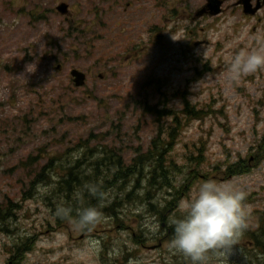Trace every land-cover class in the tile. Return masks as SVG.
<instances>
[{
	"label": "rangeland",
	"instance_id": "rangeland-1",
	"mask_svg": "<svg viewBox=\"0 0 264 264\" xmlns=\"http://www.w3.org/2000/svg\"><path fill=\"white\" fill-rule=\"evenodd\" d=\"M125 1L132 6L123 0H0V211L12 206L0 222V264H190L169 250L162 239L167 227L144 207L123 208L128 229L102 210V219L86 229L59 218L54 193L67 167L80 161L85 168L103 151L131 164L167 126L149 106L180 113L184 100L207 114L185 127L170 152L184 171L174 179L182 192L177 213L182 216L181 203L205 180L242 191L252 200L244 205L246 228L228 248L210 250L205 264H262L246 233L258 231V217L264 218V160L242 175L223 172L251 157L264 134V69L238 80L228 71L236 54L264 46V8L247 17L237 0H228L219 16L197 18L207 0ZM61 3L69 6L67 21L57 12ZM30 64L34 73L26 71ZM74 68L86 74L83 87L71 78ZM200 147V170L186 185L185 157ZM50 159L48 180L37 182ZM107 197L101 209L115 198ZM133 230L143 231L144 247L134 243ZM35 235L33 250L16 263L14 247Z\"/></svg>",
	"mask_w": 264,
	"mask_h": 264
},
{
	"label": "trees",
	"instance_id": "trees-1",
	"mask_svg": "<svg viewBox=\"0 0 264 264\" xmlns=\"http://www.w3.org/2000/svg\"><path fill=\"white\" fill-rule=\"evenodd\" d=\"M149 110L156 116L158 120L164 119L167 126L160 129V134L152 140L151 147L145 151L137 152L132 159L131 164L125 165L118 153L113 150L103 151L97 159L90 162L87 167H82L80 161L74 165L63 168V176L56 184L55 194L61 200L57 210L59 218L65 220H77L80 210L86 207H97L99 210L110 217H115L116 225L123 229H128L125 225V220L120 217L121 211L126 204H134L139 208L144 207L145 212L156 216L165 226L166 236L162 239L170 241L173 237V228L170 226L169 213H174V216L179 218L177 209L182 192L175 189L174 179L183 174V166L177 165L174 158L170 157V152L174 149L175 143L178 140L180 133L193 121H203L207 112L199 109L187 100H184L180 113L170 108L158 109L150 107ZM205 147L203 150L205 151ZM255 152L246 160H238L236 163L227 167V171L223 172L227 176H236L248 173L252 167H257L264 160V134L253 146ZM197 155L190 154L185 157L186 164L190 168V177L186 180V185H193L197 178L198 167L202 163L203 153L201 147L197 149ZM52 160L48 165L41 168V171L36 175L40 180L37 182L44 183L49 178L51 171ZM36 181L32 182L30 191L34 190ZM131 186V191L124 192L126 186ZM117 193L112 196L114 191ZM138 190V196L135 200H130L134 192ZM175 192L172 194V192ZM158 192H165L170 199L158 196ZM124 193V198L118 199V195ZM115 197L114 201L100 208L103 202L108 200V197ZM249 198L244 199L243 205L250 203ZM8 204V209L0 211V222L5 223L10 214L12 206ZM135 205V204H134ZM17 207V205H15ZM64 208H70L72 211L68 217H65L60 211ZM261 221V226L256 232H247L246 236L252 239L256 251L264 256V218L258 217ZM92 225L86 227L91 229ZM134 243L136 246L144 247L146 239H143V231L135 232L133 230ZM35 236L27 238L20 245L14 247L12 259L16 263L25 258L27 252L33 250L36 240ZM162 242L163 240H159ZM264 264V262L262 263Z\"/></svg>",
	"mask_w": 264,
	"mask_h": 264
},
{
	"label": "clouds",
	"instance_id": "clouds-1",
	"mask_svg": "<svg viewBox=\"0 0 264 264\" xmlns=\"http://www.w3.org/2000/svg\"><path fill=\"white\" fill-rule=\"evenodd\" d=\"M260 69H264V46L236 54L228 69L229 78L238 80L242 75ZM26 71L34 73L36 65H28ZM244 199L242 191L228 184L213 180L201 182L194 194L181 203L182 216L170 218L173 237L169 241V250L181 253L190 264H205L206 254L210 250L228 248L246 228ZM60 211L68 217L72 210L64 208ZM102 216L97 207H86L80 210L74 223L80 228H86L95 225ZM158 228V223L150 226L153 232Z\"/></svg>",
	"mask_w": 264,
	"mask_h": 264
},
{
	"label": "water",
	"instance_id": "water-1",
	"mask_svg": "<svg viewBox=\"0 0 264 264\" xmlns=\"http://www.w3.org/2000/svg\"><path fill=\"white\" fill-rule=\"evenodd\" d=\"M223 4V0H207V4L196 14V17H200L204 14H208L211 16H216L221 13V7ZM239 4L243 6V12L246 15H254L261 7L264 5V0L262 3L258 0L257 5L252 8L251 0H239ZM66 5H61L58 7V11L61 13H65ZM156 38H159L157 36ZM71 76L73 77L74 83L77 87H81L85 83V75L78 70H72Z\"/></svg>",
	"mask_w": 264,
	"mask_h": 264
},
{
	"label": "flooded vegetation",
	"instance_id": "flooded-vegetation-1",
	"mask_svg": "<svg viewBox=\"0 0 264 264\" xmlns=\"http://www.w3.org/2000/svg\"><path fill=\"white\" fill-rule=\"evenodd\" d=\"M123 2H125V5L130 8L132 5L130 4V2H126L125 0H123ZM257 0H253V3H256ZM67 21V19H65Z\"/></svg>",
	"mask_w": 264,
	"mask_h": 264
}]
</instances>
